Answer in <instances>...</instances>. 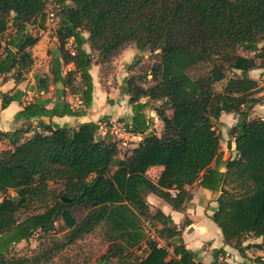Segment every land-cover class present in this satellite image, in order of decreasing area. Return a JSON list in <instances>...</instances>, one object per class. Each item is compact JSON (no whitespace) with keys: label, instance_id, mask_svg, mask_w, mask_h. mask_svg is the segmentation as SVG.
I'll use <instances>...</instances> for the list:
<instances>
[{"label":"trees","instance_id":"trees-1","mask_svg":"<svg viewBox=\"0 0 264 264\" xmlns=\"http://www.w3.org/2000/svg\"><path fill=\"white\" fill-rule=\"evenodd\" d=\"M51 2L59 48L51 77H36L38 95L15 114L25 125L0 130L5 146L0 148V264H42L99 225L108 242L99 264L113 258L119 264H203L185 247L171 217L158 209L152 213L145 200L153 193L180 210L194 184L220 190L210 218L225 244L243 257L249 248L264 250V118L249 116L260 102L249 71H264V0ZM45 19V0H0V79L24 80L38 41L28 25ZM10 22L14 32L3 40ZM132 44L153 57L144 72L151 83L135 85L134 76L123 81L132 116L126 123L118 120L142 138L119 159L117 142L98 137L96 122L60 128L51 118L80 115L90 107L92 53L102 68ZM69 63L73 70L63 74ZM195 70L202 72L194 76ZM76 74L83 105L77 109L65 98ZM51 84L52 95L43 96ZM21 95L18 89L0 92V108ZM147 109L162 122L160 134L150 128ZM222 113L237 115L228 129L235 153L225 161L215 128ZM76 208L84 209L79 218ZM144 220L157 238L148 237ZM36 233L34 248L15 251V244ZM248 237L262 241L244 244ZM218 253L223 251L213 252L211 264H227L218 262ZM252 262L264 264V258L240 264Z\"/></svg>","mask_w":264,"mask_h":264},{"label":"crops","instance_id":"crops-1","mask_svg":"<svg viewBox=\"0 0 264 264\" xmlns=\"http://www.w3.org/2000/svg\"><path fill=\"white\" fill-rule=\"evenodd\" d=\"M32 34L39 36V40L31 48V52H34H32L34 62L31 69L25 75L24 80L19 83H15L12 78H7L5 80L0 79L1 93H12L16 89L22 92L19 100L10 101L6 105V107L0 108V130L2 131L13 130L25 125V120L14 119L15 114L20 111L26 103H28L38 95L36 91V77L43 76V73H45L46 76L51 77L48 64H46L43 69H38L39 66L36 65L38 59L40 58L36 55V53H42L43 49L44 52H48L47 49L48 47H50V39L47 35V32L41 30V32L35 31ZM52 39L57 40L55 34ZM84 47L86 48V50H89L86 44L84 45ZM138 52L139 50L134 45H129L113 59H115V62H119V65L121 64V66L124 67V65L129 64L133 60L134 55L138 54ZM68 66L70 68H73V64L71 63ZM127 74L128 72L127 70H125V74H123L121 78H118V76H110L109 78H105L106 81L103 82H101V79L99 77H97V80L92 78L93 91L90 107L80 115H63L60 117L53 116L51 118L52 121L56 123L60 128L65 126L77 128L81 123L84 122L92 121L99 123L101 121H107L109 119L115 118L124 120L126 123L132 116L131 106L129 104V95L128 93H121L119 87L121 85L120 79H124ZM112 79H117V84H113L111 82ZM52 89L53 86H50V92L46 95L43 94V96L50 97L52 95ZM144 100L146 99L144 98ZM68 101L75 109L83 107L81 101L79 100V97H70ZM260 105L261 103H258L257 105H254L252 107L254 111L253 113L258 112V107L260 111H263V108H260ZM50 106L51 104L48 107ZM232 114L234 113H222L219 121L224 122V117L226 115L228 116ZM231 117L233 121L237 120V115L236 118H234L233 116ZM252 117L264 118V116L259 114H256V116ZM155 120L157 121V118ZM31 122L33 126L36 125V119H31ZM231 126H233V124ZM156 134H160V132ZM141 138L142 137L139 134H135L133 140L136 142V144H134L132 148L138 144ZM228 146L230 147L231 152L228 153V157L226 159L232 157L235 153L233 140L230 141ZM117 158L121 159L123 157L117 154ZM115 168L116 166H113V170ZM220 170L224 171V167H221ZM191 194V199L188 200L180 210L173 209L168 203H166L164 200L153 193H146L145 200L151 211L158 209L162 214L169 215L171 217L175 226L181 230L180 237L185 247L194 252L197 256V259L203 264H211L213 262V252L216 250L223 251V253H218L217 255V260L219 263L240 264L248 258L253 259L257 256L264 258V250L249 248L245 251L246 257H243L236 248L229 244H225L220 228L210 218L211 214L213 213V209H215L217 206L216 199L220 194V190H209L198 184H194L191 187ZM261 241V238H255L253 240L245 242L244 244L260 243ZM160 242L161 244H163V241ZM252 264L259 263L252 262Z\"/></svg>","mask_w":264,"mask_h":264},{"label":"rangeland","instance_id":"rangeland-1","mask_svg":"<svg viewBox=\"0 0 264 264\" xmlns=\"http://www.w3.org/2000/svg\"><path fill=\"white\" fill-rule=\"evenodd\" d=\"M46 1V10L52 11L53 6L51 0H45ZM54 12V11H53ZM57 18L53 20H47L43 23H37V24H31L28 25V29L34 33L35 31H40L44 30V32H47V35L50 39L49 45L47 51L44 52V49L41 52H37L36 55L39 56L40 58L37 61V66L38 69H43L46 64L49 65V72H51V59L54 57H58L59 55V48H58V42L57 40H53V36L55 34V30L57 28ZM15 27L11 25V22L9 23L8 30L3 34L2 39L5 40L8 36L12 35L14 32ZM86 35V34H85ZM38 40H39V36ZM37 43V42H36ZM133 45V44H132ZM70 46V40L67 41L66 47ZM135 46V45H134ZM259 46H262V43L259 44ZM88 48V47H87ZM33 52V51H32ZM34 53V52H33ZM245 53V52H242ZM247 54V53H246ZM92 64L90 67V73L93 79L97 80V77L101 79V82L106 81L105 78H109L110 76L121 78L123 74H125V70H127L128 74L124 77L128 78L130 76H134L135 79V85L142 86L146 88L148 85H150V76L144 77V72L148 68V65L152 63L153 57L149 50H145L143 52H138V54L134 55L133 60L129 63L131 67L129 68V64L121 66L119 65V62H115V59H112L109 63L105 64L102 68L95 64L96 60V55L95 53H92ZM37 58V57H36ZM258 63L260 62L259 60L257 61ZM70 64V63H69ZM65 64L62 67L63 74H65L69 70H73V68H70L68 65ZM94 70V71H93ZM202 70H195L192 72V75H198L201 73ZM232 71L227 72V76H231ZM249 75L252 77H255L257 82H258V88L257 91L255 92V96H257L260 99L261 107L263 108V111H260L258 107V112L253 113V109L250 110L249 116H256V114L264 116V71L263 69L259 70H251L249 72ZM43 76H46L45 73H43ZM74 78L72 79V85L71 87L67 88L66 90V96L65 98L69 100L70 97L76 98L79 97L78 91L82 88L80 84V79L78 75H74ZM124 79H120L121 85L119 87V90L121 93V86L124 84L123 81ZM113 84H117V79H112L111 81ZM224 81H221L216 84L215 88L216 90H221L223 86ZM50 86H53L52 84ZM141 100H144V98H141ZM159 105V102H151V106H157ZM257 105V104H255ZM146 114L149 118L150 122V128L153 129L156 133H159L161 128H162V122L157 118L155 115V112L153 110L147 109ZM153 116V117H152ZM227 116V115H226ZM224 117V122L223 121H217L215 122V128L217 131L220 133V143H221V151H222V157L221 159L223 161L226 160L228 157V153L230 151V147L228 144L232 140L228 136V129L229 127L233 124H235L236 121L232 120L233 116L236 118L235 114L228 115L227 117ZM154 118V119H153ZM157 118V121L155 120ZM117 121V119H112ZM231 124V125H230ZM97 136L102 137V134H100L97 131ZM136 144L135 141H130L127 140V146L126 147H120L118 146V155H121L122 157L127 156L130 151L132 146ZM5 147L4 144H0V148ZM151 211V210H150ZM156 210H152V213H155ZM84 213V209L82 208H76L73 210V214L76 218H79L82 216ZM104 227L102 225L97 226L92 232L83 235L81 238L77 239L74 243L68 245L65 249L60 251L58 254H56L54 257H52L51 260L44 262L42 264H99V258L102 254L106 252L108 242L105 239L104 236ZM37 233L34 234L28 242L21 241L17 244L14 245L15 251L22 253L25 252L31 248H34L37 245ZM255 238L248 237L247 241L253 240ZM135 252L139 253L138 249H135ZM106 264H119V262L116 259H111L108 263Z\"/></svg>","mask_w":264,"mask_h":264},{"label":"built area","instance_id":"built-area-1","mask_svg":"<svg viewBox=\"0 0 264 264\" xmlns=\"http://www.w3.org/2000/svg\"><path fill=\"white\" fill-rule=\"evenodd\" d=\"M46 18L47 20H53L56 18L53 10L48 12L46 10ZM97 124V131L102 134V136L109 135L114 141L117 142V147H126L127 140L134 141L133 138L135 137V134L133 132H130L125 127L124 123L122 121H119L118 119L117 121L109 119L107 121H101ZM172 194H174V192H172ZM143 227L149 238H157L155 228L150 221L144 220Z\"/></svg>","mask_w":264,"mask_h":264},{"label":"water","instance_id":"water-1","mask_svg":"<svg viewBox=\"0 0 264 264\" xmlns=\"http://www.w3.org/2000/svg\"><path fill=\"white\" fill-rule=\"evenodd\" d=\"M57 86H58V87H62V84H61L60 82H58V83H57ZM149 131H150V130H148V132H149Z\"/></svg>","mask_w":264,"mask_h":264}]
</instances>
